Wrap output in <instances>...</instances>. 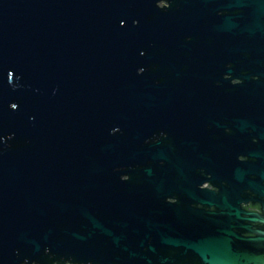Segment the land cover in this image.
Returning <instances> with one entry per match:
<instances>
[{
  "label": "water",
  "instance_id": "obj_1",
  "mask_svg": "<svg viewBox=\"0 0 264 264\" xmlns=\"http://www.w3.org/2000/svg\"><path fill=\"white\" fill-rule=\"evenodd\" d=\"M159 1L0 0V264H264V0Z\"/></svg>",
  "mask_w": 264,
  "mask_h": 264
},
{
  "label": "flooded vegetation",
  "instance_id": "obj_2",
  "mask_svg": "<svg viewBox=\"0 0 264 264\" xmlns=\"http://www.w3.org/2000/svg\"><path fill=\"white\" fill-rule=\"evenodd\" d=\"M161 3H162V5H166V3L163 2V0H161V1L157 2V6L160 7ZM120 178L122 179V176H120ZM123 178H126V176H123ZM206 186H207V182L206 181L202 182L200 185H197L198 188H203V187H206ZM207 188L210 189V185H208ZM172 200L173 199L168 198V201H172ZM247 204H249V202H245V205H247ZM246 210H250V207L247 206Z\"/></svg>",
  "mask_w": 264,
  "mask_h": 264
}]
</instances>
